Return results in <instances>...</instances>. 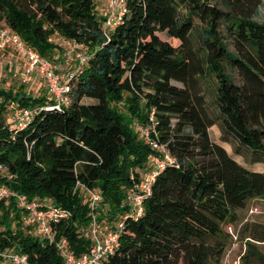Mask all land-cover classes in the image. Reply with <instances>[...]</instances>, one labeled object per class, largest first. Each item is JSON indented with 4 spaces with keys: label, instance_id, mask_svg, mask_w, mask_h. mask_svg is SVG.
Instances as JSON below:
<instances>
[{
    "label": "trees",
    "instance_id": "obj_1",
    "mask_svg": "<svg viewBox=\"0 0 264 264\" xmlns=\"http://www.w3.org/2000/svg\"><path fill=\"white\" fill-rule=\"evenodd\" d=\"M124 2L121 21L104 29L99 0H0V21L47 61L66 62L61 40L86 57L79 65L68 54L74 68L63 78L67 104L58 108H43L54 104L45 90L31 95L14 77L0 88V186L12 193L0 200V249L23 253L31 264L62 258L21 224L15 195L47 197L69 212L54 229L74 255L89 246L88 205L76 182L99 192L109 219L125 209L124 188L153 150L123 120L118 101L130 120L146 124L152 115L150 136L174 162L155 175L142 212L124 219L107 264H213L222 246L205 241L246 200L264 196V170L238 163L208 133L215 125L232 154L264 166L261 0ZM200 81L211 92L212 114ZM22 107L34 112L24 127L8 130V114ZM252 238L263 241L264 231Z\"/></svg>",
    "mask_w": 264,
    "mask_h": 264
},
{
    "label": "built area",
    "instance_id": "obj_2",
    "mask_svg": "<svg viewBox=\"0 0 264 264\" xmlns=\"http://www.w3.org/2000/svg\"><path fill=\"white\" fill-rule=\"evenodd\" d=\"M99 1L104 13L102 20L104 29L121 21L126 10L124 0ZM61 42L66 47L67 53H73L78 64H83L86 57L75 51L73 44L69 41L61 40ZM17 66L19 73L14 70ZM3 77H8L10 80L17 77L24 85H28L33 79L38 80L39 87L45 90L54 103L43 108H58L60 105L67 104L68 86L63 80H60L61 76L56 72L55 64L41 57L32 46L0 21V79ZM32 112L34 110L27 107L11 110L8 114V130L24 127ZM148 118V123L144 125L135 123L134 128L141 140L153 152L148 155L146 168L139 173L138 179H133L124 188L123 204L125 209L118 213L120 217L117 215L109 219L104 211L100 215L101 197L99 192L79 182L75 184L81 191L82 201L88 205L86 236L89 246L85 251L74 255L70 251L65 237H56L55 235V224L60 219L68 217V211L54 206L47 197L27 198L15 195L16 206L22 211L21 224L31 227L33 235L52 243L62 258V264H107V258L118 246L119 231L124 219L135 218L142 212L143 200L150 193L155 175L165 163L174 162L166 147L150 136V133L154 132L152 115L149 114ZM0 169H2L1 166ZM10 195H12L10 190L1 185L0 200L6 199ZM0 264L31 263L28 262L25 254L3 248L0 249Z\"/></svg>",
    "mask_w": 264,
    "mask_h": 264
},
{
    "label": "rangeland",
    "instance_id": "obj_3",
    "mask_svg": "<svg viewBox=\"0 0 264 264\" xmlns=\"http://www.w3.org/2000/svg\"><path fill=\"white\" fill-rule=\"evenodd\" d=\"M13 1L23 6L26 4V0ZM255 19L258 21L264 20V0H261V3L256 10ZM160 37L164 38L163 34H160ZM227 47L230 50H233L229 41H227ZM70 56L71 55H66L67 60L64 64H56V72L61 76L60 80H63L65 73L67 74L71 72L74 68L72 64L74 62L72 59H68ZM14 70L19 73L18 66ZM226 70L231 72L233 79L237 81L236 73L229 69V67H226ZM15 80L16 82L19 81L17 77ZM16 82H12L8 77H3L0 79V87H9L11 84ZM198 85L199 91L203 95L207 110L210 114H212L214 111L212 112L213 104L211 100V92L201 81L198 83ZM39 86V81L33 79L28 85H24L23 89L26 92L29 91L31 95L34 96L45 93L43 88L35 90V88ZM87 101L91 102L93 100ZM121 103L122 101H118L116 103L119 113L122 115L123 120L130 126V129L136 132L134 125L135 123H140L136 120H130L129 113L126 112L125 107ZM208 133L212 140L216 139L217 128L214 126L209 127ZM138 138L140 137L138 136ZM106 205H108L106 202L101 201V206L99 208L100 215L103 214V211L106 208L104 206ZM234 213L235 220L233 222L220 224L221 232L218 237L214 239L210 238L205 241L209 248L216 247L217 245L222 246V252L219 255L216 254V248H213L214 250L212 252V258L216 259L213 264H261L264 262V240H254L252 235H256L264 231V196H254L249 198L246 200L245 205L242 208H236ZM117 215L120 217L118 213H116L115 216ZM228 227H230V229H228Z\"/></svg>",
    "mask_w": 264,
    "mask_h": 264
},
{
    "label": "crops",
    "instance_id": "obj_4",
    "mask_svg": "<svg viewBox=\"0 0 264 264\" xmlns=\"http://www.w3.org/2000/svg\"><path fill=\"white\" fill-rule=\"evenodd\" d=\"M211 126L216 127L215 125H211ZM213 141H215L218 144H220L226 150V152L228 154H230L238 163L242 164L243 166L247 167L248 169H250L252 171H257V172H262L264 170V166H263L262 163H260V162H253V163L246 162L243 159V157L232 154V152H231L232 144L224 142V141H221L219 139V131H218V129H217L216 139H213Z\"/></svg>",
    "mask_w": 264,
    "mask_h": 264
}]
</instances>
